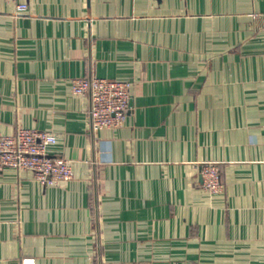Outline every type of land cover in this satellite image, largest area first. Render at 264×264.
I'll list each match as a JSON object with an SVG mask.
<instances>
[{"label":"crops","instance_id":"crops-1","mask_svg":"<svg viewBox=\"0 0 264 264\" xmlns=\"http://www.w3.org/2000/svg\"><path fill=\"white\" fill-rule=\"evenodd\" d=\"M26 3L0 0V130L54 133L73 177L0 172V264H264V0ZM92 77L130 83L120 127Z\"/></svg>","mask_w":264,"mask_h":264},{"label":"built area","instance_id":"built-area-1","mask_svg":"<svg viewBox=\"0 0 264 264\" xmlns=\"http://www.w3.org/2000/svg\"><path fill=\"white\" fill-rule=\"evenodd\" d=\"M16 2L18 12L27 10L26 0ZM127 81L92 77L71 82L76 95H90L89 115L94 132L120 127L132 110V92ZM57 136L49 131L19 127L13 134L0 130V172L5 168L28 170L44 186L69 181L73 177L69 160L53 156L49 147L55 145ZM201 185L210 193L221 190L220 168L217 163L203 162L199 166Z\"/></svg>","mask_w":264,"mask_h":264}]
</instances>
